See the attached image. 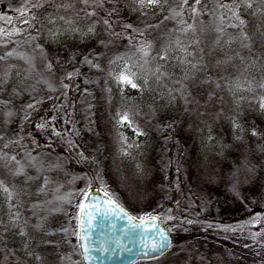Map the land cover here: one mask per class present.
<instances>
[{
	"label": "trees",
	"instance_id": "obj_1",
	"mask_svg": "<svg viewBox=\"0 0 264 264\" xmlns=\"http://www.w3.org/2000/svg\"><path fill=\"white\" fill-rule=\"evenodd\" d=\"M189 3H192V0H189ZM169 5L176 7L173 0H168V4L163 5L159 14L155 16H136L123 10L113 11L109 16L101 7L89 8L88 10L96 12L93 16L96 21L94 36L90 33L84 45L80 41L81 45L69 49L68 52H72L77 58V66L70 72L62 67L57 68L53 49L46 47L45 37L39 30H34L33 27L27 30L18 21L4 26L6 30H11L15 26L19 33L10 36L9 41L0 45V57L21 64L26 73L24 79L19 78L20 81L10 93L0 89V137H3L0 140V153H11L15 157H22L17 167H20L21 163H24L23 166L27 165L28 169L36 168L39 164L44 167L49 166L48 170L56 171L62 178L65 177V168L72 167L74 171L71 170L75 174L65 183L69 192L74 187L70 197L62 193L61 185L58 191L52 194L36 195L35 201H29L27 207L29 216L30 213L36 215L43 212L48 216L45 220L51 219L54 214L49 215L50 208L54 206L56 209L62 204L66 205V202L74 198L75 186L78 183L85 191L100 188V180L96 177L90 159L92 156L85 153L82 141L91 153L100 150L98 142L105 138L107 118L104 115L105 111L101 107H99L101 110L98 109V102H102L105 90L112 88L114 83L120 82L119 77L126 69L136 74L133 79L142 97L138 115L140 114L139 118L142 119L143 131L147 134V157H158L160 166L166 168L169 165V157H184L186 162L189 157L264 158V118L252 105L234 104L233 88L229 84L244 69L245 64L252 65L253 69L257 70L260 81H264V35L261 34L264 33V3L261 0H253L251 9L240 10L242 17L247 21L246 30L252 37L249 41L252 45L251 52L242 49L239 41H233L230 47L214 46L217 33L213 28L223 11L217 9L216 0H204L203 5L197 6L201 14L196 17L193 16L191 9L185 6L182 18L197 29L195 35L202 41L195 48H189V51H194L195 55L188 59L192 63L200 61L201 69L194 70L190 64H180L179 59L184 58L185 54L172 47L168 53L170 61L164 63L162 68V71L169 69V76L165 75L159 81L152 78L155 76L143 78L141 76L144 71L151 73L152 67L159 63L158 56L162 54V47L174 38V36L170 37L169 33L180 36L185 41L191 38V34L189 37H184L178 32V28L183 27L179 23L180 17L165 19L166 16H170ZM11 15L15 21L19 12L13 11ZM105 19L110 22V27L104 24ZM124 25L133 27L125 28ZM157 25L159 27H150ZM201 26L206 29L203 33L199 31ZM225 32L235 33L237 29L226 28ZM117 33L118 36L115 35ZM147 43H151L152 47L148 50V56H144L139 49ZM201 48L203 52L199 51ZM236 51L241 52L245 57L243 64L240 58L236 57L229 64L217 66L218 61L225 60L229 56L234 57ZM8 52H12L13 55L6 56ZM62 56L59 54L61 60L69 61ZM48 65H51V69ZM204 65L207 67L204 68ZM178 69H182L183 73L177 72ZM112 70L117 71L116 80H111L108 75ZM81 72L82 90L75 102L76 100L69 93L68 76ZM186 73L189 79H185ZM12 78L15 79L16 76ZM205 79H209L210 82L202 83ZM21 82L24 83V87H17ZM217 83L221 87L217 88ZM182 84L184 90L191 93V103L186 104L184 96L181 95ZM194 84L196 87H193ZM210 93L211 100H209ZM158 94L167 100L166 106L156 105V98L153 96ZM24 99H29L30 102L19 109L21 100L24 102ZM15 109L19 110L17 115ZM36 109H41V112L31 123L26 135L22 136V123ZM152 110L156 111V115ZM94 112L97 114L93 119ZM234 117L237 119L238 131H234L231 125ZM253 132L256 135H253ZM207 136L210 137L215 149L207 148L209 143L205 146ZM5 144L8 146L4 147ZM108 146V143L102 144L101 148L106 150ZM35 159L38 163L34 162ZM209 161L211 160L205 159L204 162L198 160L196 164L205 167L216 162L208 163ZM254 166L255 169L258 168L256 164ZM223 188L229 193L226 187ZM164 190L158 192L163 195ZM172 190L176 191V195L173 196L174 191L171 194L167 189L164 193L167 198H164L159 210V216L165 221V225L175 223L174 228L186 227L187 230L193 228L196 233L205 231L203 234H212V241L215 235V241H222L219 240L222 238L225 240L221 242L222 244L234 246L233 241L239 238L232 227L236 226V223L231 222L226 225L220 223L222 226L220 229L213 228L212 225L215 224L212 223H218L216 221L219 220L216 216L208 217L205 193L199 188H187L185 185V168L177 173L175 182L172 183ZM149 193H153L154 202L159 199V194L156 195V192L149 191ZM43 214L41 213V217L34 215L35 219L30 216V219L40 220ZM262 216L264 219V215ZM211 220L214 222H209ZM255 220L257 223V219ZM202 224L205 226L202 227ZM168 230L172 233L170 225ZM190 232L191 230L188 231ZM259 245L261 246V243L258 244L256 241V252ZM186 246L182 249H186ZM14 250L13 244L6 243L2 244L0 253L9 251L15 253ZM263 256L259 253L255 255V264H264Z\"/></svg>",
	"mask_w": 264,
	"mask_h": 264
},
{
	"label": "rangeland",
	"instance_id": "obj_2",
	"mask_svg": "<svg viewBox=\"0 0 264 264\" xmlns=\"http://www.w3.org/2000/svg\"><path fill=\"white\" fill-rule=\"evenodd\" d=\"M65 2H71L73 7L67 10L57 8V5ZM25 3L26 0H0V28L6 29L4 26L10 25L7 18H13L11 15L13 11L21 9ZM82 8L78 0H52L51 4L45 3L40 9L31 10L38 19L31 20L30 25L21 23L20 14L17 20L12 19L11 24L18 21L27 30L32 27L34 30H39L40 34L45 37L46 47L53 49L57 68L62 67L70 72L77 66V58L68 51L70 48L81 45L80 41L83 45L87 42L86 38L90 36L88 27L94 21V17L89 19L84 16V13L80 11ZM101 8L109 16L117 10L128 11L136 16L142 15V10L138 8L134 0H103ZM161 9L162 7L146 8L143 10L146 14L142 16H155ZM50 15L55 19V23L48 22L47 18ZM60 16L64 19H59ZM13 35L0 36V45L9 41V37ZM59 54L71 63L61 60ZM169 61L159 60V63L152 67L151 73L144 71L141 77L155 76L153 75L155 69ZM164 72L166 76H169V69ZM177 72L183 73V70L178 69ZM25 73L21 64L5 59L0 60V89L10 93L20 81L19 78L24 79ZM80 74L68 76L69 93L76 100L75 102L82 90L80 84L82 72ZM14 75L15 79L12 78ZM108 75L111 80H116L118 74L117 71L112 70ZM261 81L257 70L250 65L247 71L243 69L229 84L233 88L234 104L252 105L264 118V110L259 107L260 98L264 96V89L258 87ZM248 82L252 84L251 89L248 88ZM236 84L240 87H235ZM17 87H24V83H19ZM103 93L102 102H98L97 107L105 111L107 126L105 138L98 142L100 150L97 149L95 153H91L82 141L85 153L92 156L90 159L96 177L100 180L99 189L107 193L134 217L156 216L163 221L159 216V210L164 198H167L164 193L167 189L171 194L173 193L172 183L175 182L177 173L185 168V185L187 188H199L205 193L208 217L216 216L219 220L216 221L218 223L213 220L209 221L214 222L212 224L215 225L211 224L213 228L220 229L221 224L236 223V226L232 227L239 237L233 241L234 246L229 247L221 243L225 241L222 238L219 239L222 241H215V235L212 241L211 233L203 234L205 231L196 233L193 228L187 230L186 227L174 228L175 223H171L169 225L172 227V233L168 230L172 242L170 249L159 257L138 260L134 264H255L254 256L258 253L264 255V219H262L264 215V158L189 157L186 162L184 157H169V165L164 168L160 166L158 157H147V134L143 131L142 119L139 118L140 114L138 115L142 103L139 88L134 89L120 81L114 83L112 88L110 87ZM153 97L156 98L157 106L167 105V100L161 94ZM28 102H30L29 99H24V102L21 100L19 109H22ZM15 110V115H17L19 110ZM40 112L41 109H36L25 118L22 123V136L26 135L31 123ZM153 112L156 115V111ZM96 114L97 112L93 113V119ZM124 114H127V122H121ZM231 125L234 131H238L235 117ZM107 143L108 148L102 149V144ZM207 143L210 144L207 148H216L209 136L205 140V146ZM167 145H169L168 141ZM11 155L13 156L11 153H0V248L2 244L10 243L13 244L15 253L10 251L0 253V264H82L76 240L77 215L84 198L82 193L87 191L81 187L80 183L75 186V197L66 202V205L62 204L56 209L54 206L50 208L49 215L54 214L51 219L45 220L48 216L41 212L42 218L33 221L30 216L35 219L36 215L41 217V213L36 215L30 213L29 216L27 208L29 201H35L36 195L52 194L58 191L60 185L62 193L70 197L72 194L70 192L74 190V187L69 192L65 183L66 180H71L75 176L74 169L71 167L72 171L66 167L65 177L62 178L56 171L48 170L49 166L44 167L39 164L36 168L28 169L27 165L23 166L24 163H21L22 165L17 167L22 157H16V160L11 162ZM205 159L211 160L208 163L216 162L207 164L205 167L197 166L198 160L204 162ZM34 162L38 163L36 159ZM184 162L186 163L182 165ZM254 164L258 166L257 169ZM20 168L23 172L17 175L16 172ZM5 187L9 190L8 192L3 190ZM223 187H226L229 193ZM163 189L165 190L162 195L158 191ZM149 191L156 192V195L159 194V202L158 200L154 202V195ZM175 195L176 191L173 193V196ZM163 223L166 224L165 221ZM169 225H166L167 229ZM204 226L205 224H202V227ZM21 230H23V235H21ZM190 230L191 232L188 233ZM256 241L258 244L261 243L257 250L258 253L255 251ZM183 246H186V249H182Z\"/></svg>",
	"mask_w": 264,
	"mask_h": 264
},
{
	"label": "snow or ice",
	"instance_id": "obj_3",
	"mask_svg": "<svg viewBox=\"0 0 264 264\" xmlns=\"http://www.w3.org/2000/svg\"><path fill=\"white\" fill-rule=\"evenodd\" d=\"M52 0H26L25 5L21 8L18 9V12L20 14V16L22 17L21 19V23L24 25H30L31 24V20H35L38 19L37 16H35L32 13V9H40L42 7H44L45 3L47 4H51ZM78 2L82 5H84V7L82 9H80L81 12L84 13V16L87 18H91L93 16L96 15V12L93 11H89V8H94V7H101L103 4V0H78ZM262 3H264V0H261ZM134 3L137 4L138 8L141 11V14H146L143 12L144 9L146 8H155V7H162L165 4H168V0H134ZM173 3L176 4V7H172L171 5H169L170 7V16H166L165 19H174L177 17H180V21L179 23L181 25H183V27L178 28V32L184 36V37H189V34H191V38L187 39L186 41L181 39L180 36H175V34L173 33H169L170 37H173V39H170L169 42L164 45L161 49L162 54H160L158 56L159 60L162 61H167L169 58V50L172 47L177 48L179 51H181L182 53L185 54L184 58L179 59V63L184 65V64H190L191 68L194 70H200L201 69V64L200 61H197L196 63H192L191 60L188 59V57H193L195 55L194 51H189V48H195L197 45H199L200 43H202V41L196 37L195 33L197 31L196 28H194V26L190 23H187L186 21L183 20L182 18V12L185 6L189 7L191 9V12L193 14L194 17L199 16L201 14V11L198 10L197 6L203 5L204 4V0H192V3H189V0H173ZM253 6V0H216V7L217 9H221L223 10L220 14V16L218 17V23H216L215 27L213 28V31H215L217 33L216 39L214 41V46H231L233 41H239L240 42V47L242 49H247L249 52H251L252 50V45L249 43V41H251L252 37L249 35L247 29V21L242 17L241 15V9L247 8V9H251ZM73 7V4L71 2H65L63 4L57 5V8H64L65 10H67L68 8ZM207 10V9H204ZM79 15V13H78ZM253 15H255V13H253ZM29 16H31V19H29ZM12 17H8L7 18V22L9 24L12 23ZM48 22L49 23H55V19L50 15L48 18ZM59 19L63 20L64 17L60 16ZM68 23H71V21H67ZM96 21H93L92 25H90L88 27V32L91 33L94 31V26H95ZM104 24L108 25L109 27L110 22L105 19L104 20ZM125 28H132V25H124ZM150 27H159L157 26H150ZM226 28H233V29H237V32L235 33H226L225 29ZM206 29L201 26L199 28V31L201 33H203ZM75 31V29H74ZM137 31H140L141 33L143 32V30L137 29ZM19 30L13 26L11 28V30H6L4 28H0V36H8V35H13V34H18ZM262 35H264V33H261ZM115 35H119L118 33ZM227 37V38H225ZM152 47L151 43H147L146 45H142L139 49V51H141L143 53L144 56H148L149 54V49ZM200 52H203V49H199ZM13 53L12 52H8L6 53V56H12ZM236 57H239L241 60V63L243 64L245 61V57L242 55L241 52L236 51L235 52V56H229L227 59L222 60V61H218L217 62V66L219 67L221 64H229L231 63ZM5 59V57H0V60ZM202 59V58H201ZM91 61H89L90 63ZM145 63H147V61H145ZM235 66V65H233ZM49 69H51V65H48ZM204 68H206L207 66L204 65ZM163 65L157 67L155 69V71L153 72V75L156 76L157 81H159L162 77H164L166 75V73L164 71H162ZM248 70V66L245 64L244 66V71ZM135 73L130 72V70H125L124 72L121 73L119 80L121 82H123L124 84L132 87V88H137V84L134 82L133 77H135ZM241 75H243V73H241ZM190 77L188 76V74H185V79H189ZM223 79V77H222ZM209 79H205L202 81V83L207 84L209 83ZM145 83H147V81H145ZM235 87H240L239 84L234 85ZM193 87H196V85L194 84ZM216 87L219 88L221 87V85L219 83L216 84ZM252 84L251 82H248V88L251 89ZM258 87L261 89H264V81H261L258 84ZM171 92V90H170ZM181 95L184 96L185 98V103H191V93L190 92H186L184 90V86L183 84L181 85ZM211 96L212 94H209V100H211ZM29 107H32V105H29ZM259 107L261 110H264V96H262L260 98L259 101ZM127 114H124L121 117V122H127ZM236 127H239L238 125H236ZM139 134V133H138ZM253 135H256L255 132H253ZM3 137H0V140H2ZM8 145L5 144L4 147H7ZM11 160L15 161L16 157L12 156ZM23 169L20 168L17 170L16 174H22ZM5 192H8L9 190L5 187L3 189ZM83 196L85 197V199L88 198V193L84 192L82 193ZM80 209H81V214L84 213L85 210V204L82 202L80 204ZM153 220L156 219V217H152ZM23 230H21V235H23ZM78 235V239L81 240H87L88 237L87 236H80L79 233ZM160 243L158 245H154L152 248V251H162L163 249L169 247V242H168V237L165 235L164 232H160ZM83 250L85 253L92 251L93 249L91 248L90 245L85 244L83 246Z\"/></svg>",
	"mask_w": 264,
	"mask_h": 264
},
{
	"label": "water",
	"instance_id": "obj_4",
	"mask_svg": "<svg viewBox=\"0 0 264 264\" xmlns=\"http://www.w3.org/2000/svg\"><path fill=\"white\" fill-rule=\"evenodd\" d=\"M87 193L88 198L82 200L84 213L79 208L77 215V234L88 237L81 240L76 234L82 264H134L159 257L170 249V233L158 217H134L103 191L93 189ZM160 232L168 237L169 247L152 251L160 243ZM85 244L93 250L85 253Z\"/></svg>",
	"mask_w": 264,
	"mask_h": 264
}]
</instances>
